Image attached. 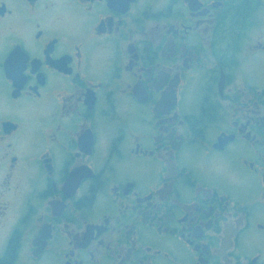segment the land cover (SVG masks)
Returning <instances> with one entry per match:
<instances>
[{
	"label": "flooded vegetation",
	"instance_id": "flooded-vegetation-1",
	"mask_svg": "<svg viewBox=\"0 0 264 264\" xmlns=\"http://www.w3.org/2000/svg\"><path fill=\"white\" fill-rule=\"evenodd\" d=\"M0 264H264V0H0Z\"/></svg>",
	"mask_w": 264,
	"mask_h": 264
}]
</instances>
